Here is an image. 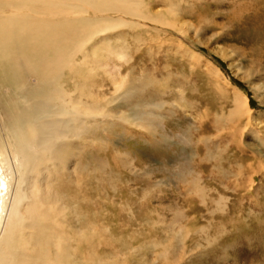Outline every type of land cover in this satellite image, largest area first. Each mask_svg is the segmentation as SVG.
<instances>
[{"label":"rangeland","instance_id":"1","mask_svg":"<svg viewBox=\"0 0 264 264\" xmlns=\"http://www.w3.org/2000/svg\"><path fill=\"white\" fill-rule=\"evenodd\" d=\"M147 1L154 13L170 5ZM169 1L184 32L107 12L145 28L98 33L96 74L81 80L89 64L78 54L81 73L61 76L115 120L82 117L97 129L69 138L52 177L74 237L69 264H264V0ZM60 2L2 0L63 21ZM236 91L249 117L233 113ZM124 111L148 112L147 127Z\"/></svg>","mask_w":264,"mask_h":264},{"label":"bare ground","instance_id":"2","mask_svg":"<svg viewBox=\"0 0 264 264\" xmlns=\"http://www.w3.org/2000/svg\"><path fill=\"white\" fill-rule=\"evenodd\" d=\"M166 1L168 8L154 13L147 0H61L68 19L58 21L35 11L7 12L0 0V264L70 263L74 237L68 239L67 208L57 201L60 196L52 187V177L64 162L69 138L97 129L81 123L82 117H98L95 122L101 123L111 116L101 100L89 103V94H82L77 81L73 91L67 90L61 76L66 69L81 73L78 54L83 56L81 62L89 64L81 80L96 74L92 64L104 61V54L97 52L98 59L92 62L88 44L98 33L145 26L103 16L107 12H122L184 32L176 7ZM90 50L95 54V49ZM125 80L114 78V90L121 89ZM235 93L233 113L249 117L248 98ZM146 113L130 116L124 111L118 118L147 127ZM245 169L250 171L239 169V177L244 178Z\"/></svg>","mask_w":264,"mask_h":264}]
</instances>
